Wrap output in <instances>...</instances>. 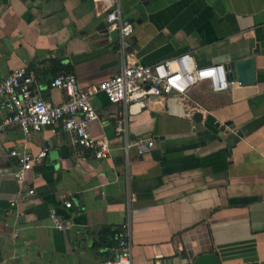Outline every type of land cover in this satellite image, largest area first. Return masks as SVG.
I'll return each instance as SVG.
<instances>
[{"label": "crops", "instance_id": "crops-1", "mask_svg": "<svg viewBox=\"0 0 264 264\" xmlns=\"http://www.w3.org/2000/svg\"><path fill=\"white\" fill-rule=\"evenodd\" d=\"M121 9L135 25L133 61L190 52L199 63L227 65L254 56L256 80L225 91L201 81L185 102L151 99L129 115L127 135L112 117L122 106L94 94L99 118L89 130L110 141L107 159L59 128L26 137L8 126L0 132V264H105L117 253L109 231L125 221L133 264H184L205 252H217L221 264H264V0H121ZM106 15L99 0H0V80L31 67L34 89L60 104L66 96L52 81L61 66L82 88L119 73V35ZM8 115L0 98V122ZM216 122L231 123L233 145L219 139ZM139 136L155 139L153 151L126 153L127 139ZM14 148L47 149L24 181L14 176ZM24 187L35 193L20 200ZM51 210L65 229L55 227Z\"/></svg>", "mask_w": 264, "mask_h": 264}, {"label": "built area", "instance_id": "built-area-1", "mask_svg": "<svg viewBox=\"0 0 264 264\" xmlns=\"http://www.w3.org/2000/svg\"><path fill=\"white\" fill-rule=\"evenodd\" d=\"M99 1L106 5L109 30L116 31L119 35V52L122 56L120 72L87 88L79 85L74 73H59L54 77L52 86L60 88L66 99L60 104H54L43 99L34 89L37 73L33 68L23 66L13 69L0 80V98L9 111V115L0 122V132L13 124L18 125L26 137L47 126L53 127V130L59 128L72 135L75 146L90 149L97 159H107L112 151L110 141L96 139L89 130L90 123L99 118L91 100L94 94L103 92L110 103L122 106L123 109L112 117L118 120V133L127 135L129 115L140 112L151 99L174 98L185 102L190 98L191 90L201 81H208L214 91L228 90L238 82L228 79L225 64L202 65L190 52L151 64L133 61L134 22L123 17L121 0ZM132 147L139 155L150 153L155 148V139L150 136H139L133 142L127 139L126 153ZM10 155L18 161V168L14 170L15 178L24 181L26 172L33 168L34 163L46 157L47 149L33 154L25 149L14 148ZM34 193L33 188L24 187L20 193V200H25ZM11 204L18 205L19 201H13ZM65 206L70 208L72 202L66 201ZM50 218L56 228L67 227L56 210H51ZM116 239L117 253L105 264H133L129 221L122 224Z\"/></svg>", "mask_w": 264, "mask_h": 264}, {"label": "water", "instance_id": "water-1", "mask_svg": "<svg viewBox=\"0 0 264 264\" xmlns=\"http://www.w3.org/2000/svg\"><path fill=\"white\" fill-rule=\"evenodd\" d=\"M260 48L257 46L255 52H259ZM202 65H208L209 62L200 63ZM228 79L232 81H238L243 85H251L256 80L255 73V57L248 56L239 60H232L226 65ZM197 122L203 121V115L197 111L193 116ZM230 122L220 123L216 122L214 126L218 129V137L220 140H224L228 145H233L234 140L229 137ZM205 132H210L206 129ZM185 264H221V259L217 252H205L196 255L193 259H185Z\"/></svg>", "mask_w": 264, "mask_h": 264}, {"label": "trees", "instance_id": "trees-1", "mask_svg": "<svg viewBox=\"0 0 264 264\" xmlns=\"http://www.w3.org/2000/svg\"><path fill=\"white\" fill-rule=\"evenodd\" d=\"M59 69H60L59 73H72V68L70 66H61ZM109 232L111 233V235L113 237H116L118 230H116V231H112L111 230ZM114 244H115V241H111V242L107 243V246L108 247H111Z\"/></svg>", "mask_w": 264, "mask_h": 264}]
</instances>
